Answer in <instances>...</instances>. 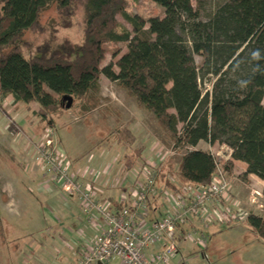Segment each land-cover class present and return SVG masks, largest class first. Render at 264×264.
I'll list each match as a JSON object with an SVG mask.
<instances>
[{"label":"trees","instance_id":"obj_1","mask_svg":"<svg viewBox=\"0 0 264 264\" xmlns=\"http://www.w3.org/2000/svg\"><path fill=\"white\" fill-rule=\"evenodd\" d=\"M152 1L164 15L144 21L127 12L128 0H0V101L12 96L19 103L23 94L47 119L70 97L88 114L99 104L104 75L154 115L174 151H186L177 169L157 168L172 190L174 178L183 185L212 182L217 158L193 150L201 142L227 146L233 161L247 165L245 181L250 175L264 181V0H218L210 11L211 0ZM54 4L63 28L81 17L82 44L55 36L37 46L24 40L42 30L43 12ZM107 44L127 51L103 68ZM208 83L212 90L204 91ZM119 134L134 143L130 130ZM134 152L127 172L141 158ZM232 160L223 165L229 175ZM245 224L264 242L263 216L249 214Z\"/></svg>","mask_w":264,"mask_h":264},{"label":"rangeland","instance_id":"obj_2","mask_svg":"<svg viewBox=\"0 0 264 264\" xmlns=\"http://www.w3.org/2000/svg\"><path fill=\"white\" fill-rule=\"evenodd\" d=\"M217 3L218 0H211L208 10ZM127 12L144 21L164 15L163 8L152 0H128ZM118 20L127 25L121 17ZM62 22L54 4L43 12L42 30L27 33L24 40L37 46L55 36L59 41L66 38L75 45L82 44L81 17L74 19L71 28L61 27ZM105 49L103 68L116 64L126 53L127 45L107 44ZM196 61L201 60L196 58ZM203 90L211 91V83L204 85ZM22 97L19 103L12 96L0 101V264H29L34 259L37 243H47L42 232L46 227L55 226L47 204L61 205L59 195L65 192L52 170L57 164L66 166L67 163L70 173L80 182H94L99 176L95 185L101 192L105 189L100 195L105 199L113 198L116 191L121 193V188L142 181L141 174L125 170L127 157L134 156V151L141 153V158L136 160L137 171L148 164L154 170L165 164L177 169L186 152L174 151L172 141L154 115L141 109L126 90L104 75L99 81V104L88 114H82L80 104L72 101L70 108L65 102L61 109L43 119L40 106L23 94ZM124 130H130L134 136L131 146L119 140V133ZM206 149L219 155L223 164L230 158L231 150L225 145L215 144ZM244 174L237 169L234 176L229 175L230 195L218 200L215 209L218 211L220 207L234 214L264 217V199H259L262 209L252 204L254 192L264 195L263 183L258 181L251 185L249 179L243 178ZM164 181L165 177L158 174L156 186L163 187ZM174 183L181 184L177 178ZM47 187L51 191L41 192ZM28 200L37 203L30 209L35 215L33 221L28 214L30 211L21 204H28ZM239 222L237 226L241 229L212 224V228H220V231L211 236L207 250L196 243L186 245L184 252L188 256L183 264H264V242L250 233L245 220ZM242 228H247V232ZM30 242H35L31 250Z\"/></svg>","mask_w":264,"mask_h":264},{"label":"built area","instance_id":"obj_3","mask_svg":"<svg viewBox=\"0 0 264 264\" xmlns=\"http://www.w3.org/2000/svg\"><path fill=\"white\" fill-rule=\"evenodd\" d=\"M215 155V154H214ZM216 156V155H215ZM217 172L208 186L180 184L178 190L164 186H156L158 171L151 166L142 165L137 171L142 181L131 185L126 192V203L103 204L97 198V187L94 182H80L71 174L70 167L57 164L52 170L59 183L68 194L76 197L81 210L90 223L95 222V215L102 217L105 230L90 244L83 254L80 264H170L178 253L179 246L175 241L177 232L194 217L203 219L206 227L211 224L230 225L239 220H246L249 214H234L229 209L214 208L215 218L207 216L208 206L218 200H225L230 195L229 174L224 171L219 155ZM230 158L224 163L229 162ZM158 168V167H157ZM156 168V169H157ZM105 174V172H103ZM101 175L100 173H98ZM158 190L168 205L166 216L156 220L151 227L145 228L140 216H148L150 195ZM258 197V198H257ZM264 195L254 192L252 204L262 209L259 199ZM187 238L191 236L187 235ZM200 246L206 249L207 239L202 236ZM162 246V250L149 256L151 249Z\"/></svg>","mask_w":264,"mask_h":264},{"label":"crops","instance_id":"obj_4","mask_svg":"<svg viewBox=\"0 0 264 264\" xmlns=\"http://www.w3.org/2000/svg\"><path fill=\"white\" fill-rule=\"evenodd\" d=\"M206 146L208 148H211L212 145L206 142H201L199 145L193 149V150H202V151H210L206 149ZM232 160V159H230ZM233 173L237 169H241L242 172L247 171V165L240 161H233ZM249 181L251 182V185L256 184L258 181L263 183V189H264V181L259 179L255 175H250L248 177ZM120 183L121 182H117ZM109 185V183H107ZM113 185V184H111ZM132 185V184H131ZM130 185V186H131ZM134 185V184H133ZM130 186H126L124 188H121L123 191L119 194L118 191L115 192L114 197L111 198L110 196L107 198H100V195L103 194L101 192L100 187H97V198L99 201L103 204L111 203V204H117V203H126V192L130 189ZM121 187V186H119ZM109 188V186H108ZM49 192L51 191L50 187H47L46 189H41V192ZM106 192V191H105ZM59 202L61 205H57V203L49 202L47 204V208L49 211H51V216L54 219L55 226L54 227H46L44 228L42 235L47 238V243H37V249L34 251L38 255L35 256V253H33V261L29 264H80L82 261V257L86 249L92 244L95 239L102 234V232L105 230V223L101 216L95 215V222L90 223L85 214L81 210L80 202L78 199L66 192H64L62 195H59ZM114 199V200H113ZM25 201V200H24ZM29 203L26 204V202H22V206L26 208V210L30 211V209H34L36 206V202L33 200H28ZM215 205L211 204L208 206L207 210V216L214 219L215 216ZM31 207V208H30ZM220 208V207H219ZM168 210V205L166 201L162 198L158 190H155L149 198V213L148 216H140V219L145 224V228H149L152 226V224L156 220H160L166 216ZM25 213V211H24ZM28 214H31L32 221L34 220L35 215L33 214V211L28 212ZM45 222L47 221L46 218H44ZM240 222H235L230 225H223L224 228H239L241 229V226L239 225ZM212 224L206 227L203 223V219L200 220V218L194 217L191 219V221L185 225L180 232L178 231L176 234L175 241L178 243L179 250L178 253L171 259L170 264H183L186 262V258L188 254L184 252V249L187 248L186 245L196 243L198 244L199 248L202 249V246H200V243L202 242V236L207 239V244L211 242V236H215L217 232H219L220 228H212ZM222 227V226H221ZM248 228V227H247ZM246 228V230H247ZM249 229V228H248ZM243 231L247 232L245 228ZM251 231V229H250ZM250 233H253L252 231ZM200 234H202L200 236ZM254 234V233H253ZM187 235L191 236V238H187ZM255 235V234H254ZM183 240V241H181ZM35 242L29 243V249L31 250L34 247ZM47 246V247H46ZM162 246H157L153 249H151L148 253L149 256H152L153 254H156L158 251L162 250ZM208 246H206L207 250ZM49 254H46L48 253ZM51 253V254H50ZM117 262H114L113 264H116Z\"/></svg>","mask_w":264,"mask_h":264},{"label":"water","instance_id":"obj_5","mask_svg":"<svg viewBox=\"0 0 264 264\" xmlns=\"http://www.w3.org/2000/svg\"><path fill=\"white\" fill-rule=\"evenodd\" d=\"M72 101H73V100H72V98H70V97H65V98H64V102H68V104H67V107H68V108H70Z\"/></svg>","mask_w":264,"mask_h":264}]
</instances>
